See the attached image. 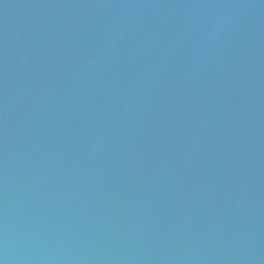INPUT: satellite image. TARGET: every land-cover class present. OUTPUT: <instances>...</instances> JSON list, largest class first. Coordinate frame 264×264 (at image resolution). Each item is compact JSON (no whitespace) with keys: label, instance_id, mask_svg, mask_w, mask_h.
<instances>
[{"label":"water","instance_id":"water-1","mask_svg":"<svg viewBox=\"0 0 264 264\" xmlns=\"http://www.w3.org/2000/svg\"><path fill=\"white\" fill-rule=\"evenodd\" d=\"M0 264H264V0H0Z\"/></svg>","mask_w":264,"mask_h":264}]
</instances>
